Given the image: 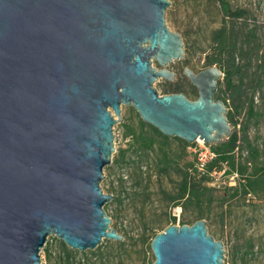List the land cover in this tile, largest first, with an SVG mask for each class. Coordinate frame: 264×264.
Masks as SVG:
<instances>
[{"label":"water","instance_id":"obj_1","mask_svg":"<svg viewBox=\"0 0 264 264\" xmlns=\"http://www.w3.org/2000/svg\"><path fill=\"white\" fill-rule=\"evenodd\" d=\"M168 0H0V264H42L49 236L73 251L122 242L101 188L121 106L166 137L207 145L233 130L214 96L216 66L183 69L197 90L159 95L184 59L165 22ZM153 62L157 67L153 66ZM117 118L115 120L114 118ZM150 264H224L206 222L169 225Z\"/></svg>","mask_w":264,"mask_h":264},{"label":"rangeland","instance_id":"obj_2","mask_svg":"<svg viewBox=\"0 0 264 264\" xmlns=\"http://www.w3.org/2000/svg\"><path fill=\"white\" fill-rule=\"evenodd\" d=\"M168 1L165 22L171 31L180 35L185 48L184 59L167 66L175 74L172 82L158 79L153 87L159 95L182 93L189 100H195L197 90L184 76L183 69L197 73L209 67L204 63V56L209 51L210 33L221 25L222 15L217 0ZM227 1L231 8L247 11V23H255L264 39V0ZM153 66L159 68L155 62ZM254 100L255 116L247 118L245 111L235 115L239 124L236 129L241 131L245 125L249 139L260 152L258 166H264V87ZM113 135L115 151L111 164L103 169L100 185L105 194L114 196L104 205V210L123 241L103 240L93 250L75 251L77 254L71 261L76 264H149L153 259L150 250L153 234L169 225H191L201 219L206 222L207 234L222 242L224 264H264V185L257 186L254 198L247 201L242 191L236 194L231 189L237 185L236 177L215 173L204 182L208 190L200 196L199 203L172 201L179 192L182 171L188 164H196L193 152L196 143L185 144L175 137L164 139L147 124L142 127L132 106H121V121L114 124ZM150 140L153 144L147 146ZM241 147L242 158H245L246 148ZM259 173L256 176L259 177ZM173 208L180 209L178 216L172 215ZM58 242L55 237H48L45 245L52 252L53 262L47 261L41 250L42 264H58L62 256ZM119 243L122 246L119 247Z\"/></svg>","mask_w":264,"mask_h":264},{"label":"trees","instance_id":"obj_3","mask_svg":"<svg viewBox=\"0 0 264 264\" xmlns=\"http://www.w3.org/2000/svg\"><path fill=\"white\" fill-rule=\"evenodd\" d=\"M217 3L222 23L210 33L209 51L204 56V63L206 66H216L223 74L214 98L222 101L227 108L226 117L228 123L233 126V132L227 140L209 145L214 157L205 164L203 172L198 171L192 164L185 167L179 192L171 198L172 201L199 203L200 196L208 190L204 182L210 179L212 172L236 175L237 185L231 189L236 194L242 191L247 201L254 198L253 192L257 186L264 185V166H258L257 163L260 152L249 139L245 125L241 131L236 129L239 124L235 119V115L241 111H245L247 118L256 114L254 98L264 87V39L260 37L255 23H247L246 10L231 8L227 0H217ZM140 125L146 126L141 119ZM147 126L158 136L167 139L157 129L148 124ZM152 144L150 140L147 146ZM241 145L246 148L245 158H242ZM248 169H251V172L248 173ZM258 173L259 177L256 176ZM155 235L153 234L151 238ZM118 246H122V243ZM58 249L62 255L58 264H76L71 261L77 254L75 251L62 242H58ZM42 252L47 261L52 263V252L46 245ZM152 262L153 259L150 263Z\"/></svg>","mask_w":264,"mask_h":264},{"label":"built area","instance_id":"obj_4","mask_svg":"<svg viewBox=\"0 0 264 264\" xmlns=\"http://www.w3.org/2000/svg\"><path fill=\"white\" fill-rule=\"evenodd\" d=\"M196 145H199V148L197 146H194V154L196 155V164L195 167L198 171L203 172L205 164L210 161L214 157V153L211 151L209 145L203 143V142H194ZM215 174V172H212L211 175ZM232 178L236 177V175L231 176ZM180 213V209L173 208L172 215L178 216Z\"/></svg>","mask_w":264,"mask_h":264},{"label":"bare ground","instance_id":"obj_5","mask_svg":"<svg viewBox=\"0 0 264 264\" xmlns=\"http://www.w3.org/2000/svg\"><path fill=\"white\" fill-rule=\"evenodd\" d=\"M196 141H198V142H203L202 140H200V139H197Z\"/></svg>","mask_w":264,"mask_h":264}]
</instances>
